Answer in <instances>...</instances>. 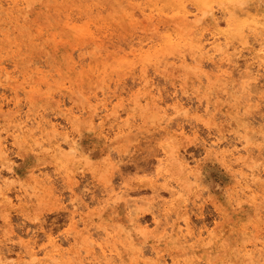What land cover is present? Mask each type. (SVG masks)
<instances>
[{"label": "rangeland", "instance_id": "obj_1", "mask_svg": "<svg viewBox=\"0 0 264 264\" xmlns=\"http://www.w3.org/2000/svg\"><path fill=\"white\" fill-rule=\"evenodd\" d=\"M166 1L0 0V177L11 187L0 195V264H264L257 251L264 192L253 184L238 199L248 177L264 183V0L210 1L196 30L208 49L202 59L187 45L168 52L152 46L138 7ZM131 8L134 20L122 15ZM166 33L175 35L159 23L156 40ZM140 41L141 52L130 53ZM249 41L258 42L253 57ZM224 48L231 77L219 75ZM248 61L258 71L245 92L238 75ZM16 111L72 132L84 155L68 154L60 136L61 148L47 143L48 129L31 123L15 141ZM73 116L79 119L71 124ZM118 125L125 131L115 138ZM213 140L222 143L207 148ZM226 143L240 151L229 157ZM163 148L178 154L169 165L174 194L162 177L155 180ZM163 210L169 222L157 227L153 216ZM185 216L213 237L183 241L170 223L182 225Z\"/></svg>", "mask_w": 264, "mask_h": 264}, {"label": "bare ground", "instance_id": "obj_2", "mask_svg": "<svg viewBox=\"0 0 264 264\" xmlns=\"http://www.w3.org/2000/svg\"><path fill=\"white\" fill-rule=\"evenodd\" d=\"M210 1H212V0H167L164 3L163 6H157L158 3L154 2V3L150 4L149 11H147L144 6H139L138 7V14L141 16V22H144V21L146 22V25L150 28L152 36L154 37L153 40L151 41L152 46H155V47L158 46L157 47L158 49L162 50L163 52H168V50L176 51L177 49H179L180 46L187 45L190 50L195 51V53H197L199 56L204 55L205 53H207L208 49L204 50V45H206V44H204V45L201 44L200 39L198 38V36L196 34V30H197V27L199 26V24L203 21V18L208 13V10H209L208 5H209ZM222 1H225V2L227 1L228 3H231V4H237V3L241 2L242 0H222ZM254 8L258 9V7H254ZM1 10L2 9H0V12H2V11L4 12V7H3V10L2 11ZM134 10L135 9H133V8H131L129 10H125L122 13V15L126 14V16L130 18V20H134L135 19V15L137 14ZM243 11H245V10H242V12ZM165 22L167 23L168 27H171V26L173 27V31H174L175 35L172 36V34L166 33L164 36L163 35L159 36V40H156V39H158L157 28H158L159 23H165ZM213 24L216 25L217 22L213 21ZM197 33H198V31H197ZM154 41H156V42H154ZM141 42L142 41H140V44H138V47H134V48L130 47V49H129L130 53H132V54L140 53L141 50H142V45H143V44L141 45ZM212 43H213V41H212ZM256 44H258V42H255V41H253V42L249 41L247 43V48H248L249 52L252 53V57L254 56L253 52H252V47L254 45H256ZM210 48H213L214 50H216L215 49L216 47L214 45H212ZM210 48H209V50H210ZM220 49H221V47H220ZM220 49H219V51L217 50L218 51L217 54H220L219 59H218L219 64L217 65L218 66V70H220L219 75H223V76L226 77L227 74H229V76L231 77L232 74L228 71V68L231 67V65L234 66V64H232L233 59L230 58V56L228 54V51L225 50V48H224V50L223 49L220 50ZM172 51H169V52H172ZM127 54H128V52L124 51V55L126 56ZM193 57L196 58L195 55H193ZM201 59H202V56H201ZM207 59L214 60V56H212L211 54L207 55ZM253 63L254 62H250V61L246 62V64L244 65V70L239 73V75H238V85H239L240 89H238V90H244L245 92L250 90L254 80L256 79L257 71H258V69H254L253 68L254 67ZM226 65H228L227 68L221 69L223 66H226ZM34 68H35L36 72L40 71L38 66H36ZM231 80H233V79H231ZM19 93H20V91H19ZM146 101L149 102V97L146 98ZM209 101H210V97H207L206 98V105L209 103ZM17 103H18L17 101H14L15 105H18ZM176 105H177V107L179 109L184 108L183 104L181 102H179V101H176ZM103 107H106V103H105V106H103ZM206 108H207V106H206ZM1 109H2V105L0 103V110ZM185 111H189V110L185 109ZM20 112H22V111H20ZM13 118H15L16 121H17V124H16V126H17L16 127V131L17 132L13 135V139L15 141L17 140V138L20 135V133L21 132L23 133L26 130L25 128H27L28 123L29 124L31 123V124H34L35 127L40 128V130L42 132H43V130L45 131L46 128L48 129L47 130V132H48L47 134L50 135L51 139H49V141L47 143H50L54 147L56 145L57 148H61L62 144L58 143V141L55 140L56 136L57 137L60 136L61 138L59 137V140L62 139L64 141L63 145L67 146L69 148V150H70L68 152V154H72V153H70L71 150H72L73 153L76 150V151H79L80 154L84 155L85 151L80 147L81 143L78 142V139H80V138H76V136L72 132L65 131V130H60L59 129L60 125L58 127L55 123L51 122L50 119H47V118H45L43 116H32L28 112L25 113V115L23 114V116H22L21 113H17V111L13 114ZM94 118H93V115L90 114V117L88 119L93 128L96 126V122L94 123ZM66 119H67L68 122H70L72 124V122H74L77 119H79V116L67 117ZM125 124H127V122ZM98 126L101 127V129H102V127H103V121L102 120L99 121ZM129 126L130 127H129L128 130H131L133 127L131 125H129ZM124 127L125 126H123V125H118L117 126V131H114V134H116L115 138L116 137L120 138V137H122L124 135V131H125ZM127 136H129V135L127 134ZM130 136H132V135H130ZM127 138H129V137H127ZM2 143L3 142L0 139L1 149L3 150ZM221 143H222V141L213 140V141H211L208 144L207 148H214L215 146L218 147L219 144H221ZM226 144H224V145H226ZM234 144H229V145L227 144L228 146L226 147V150L228 151L229 157L234 155L235 152H239L240 151V149L237 147V145H234ZM63 149H64V147H63ZM163 151H164V154L166 155V158H165L164 162H162L160 160L162 162V163L160 162L161 165H162L161 166L162 168H158L156 170V172L154 174L155 175V180H157L158 178L162 177L163 180L166 182L165 187H169L168 188L169 192H171V194H174L179 189L178 190H174V187L172 185H169V183H168L169 179H170V178H168V176L171 175V173L169 172V165L171 163V160H173L174 158L177 159L178 154H177L176 151L175 152H173V151L172 152L171 151L168 152L164 148H163ZM37 160H39V159H37ZM182 167L187 169L188 162L182 163ZM7 172H9V170ZM11 172L14 175L16 173V170L13 169ZM0 176H1V174H0ZM45 176H47V175H45ZM1 177H0V195H6V197H7V193L11 190V187L8 185L7 181L4 180V179H1ZM47 178H48V176H47ZM155 180L150 185L151 188L154 191H155ZM170 181H171V179H170ZM257 183H259V186H261V189L264 192V186H263L264 183L263 182L262 183H260L258 181L256 182V180L254 178L248 177L246 182H245V185L241 186V188L239 190L240 192L238 193V199L240 200V198L242 196L246 195L247 194L246 191H248V192L252 191L251 185H253V184L257 185ZM17 186H18L17 190H20L23 193L26 191V188L23 187L24 185L21 182H19L17 184ZM111 190H113V189H111ZM157 190H159V189L157 188ZM110 196L111 195L108 194L107 198L110 197ZM98 202L106 204V198H104L102 200L99 199ZM78 203H79V201L75 200L74 204L78 205ZM74 204H72L73 207H74ZM82 206H83V204H82ZM76 208H79V207L77 206ZM76 208H74L70 212L71 218H74L76 216V213H75L76 212ZM154 212H156V211H154ZM219 212L221 213L222 211L219 210ZM165 215H166V211L163 210L159 214L156 213V215L153 216L154 217V222H155L157 227H161L163 225H166L169 222V221H167L166 218H165L166 220H164V221L162 220L165 217ZM170 227H171L172 230H175L177 233L180 234V236L183 239V241H185V242L186 241L188 242V240L191 241V245H201V244L204 243L206 238H208L210 240L213 237V235H214V232H212L210 230H207V229H205V231H203L201 229L198 230V231H195L194 228H192V226L190 224V220H189L188 216H185L183 218L182 225L178 224L177 222H172V223H170ZM40 229L42 230V227H40ZM196 230H197V228H196ZM204 233H205V236H203ZM47 237H48L49 242L54 244L53 242H55V241L51 238V235L47 234ZM35 246H36V240L33 241L32 245H29V250L28 251L32 255H35L36 252H37L36 250H34ZM103 249H105V248H103ZM101 251L104 252V251H106V249L105 250H101ZM257 251H258L259 255H262V256L264 255V243L263 242H261L260 246L257 247ZM104 254L106 256V253H104ZM50 256H52V254ZM172 262L174 264H178L174 260ZM25 264H28V263H25ZM163 264H166V263H163Z\"/></svg>", "mask_w": 264, "mask_h": 264}]
</instances>
